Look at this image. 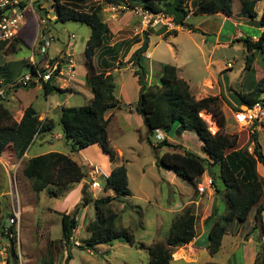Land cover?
<instances>
[{
	"label": "trees",
	"instance_id": "16d2710c",
	"mask_svg": "<svg viewBox=\"0 0 264 264\" xmlns=\"http://www.w3.org/2000/svg\"><path fill=\"white\" fill-rule=\"evenodd\" d=\"M85 2L86 0H71ZM105 3H123L131 5L140 4L153 11H164L171 15L175 23L187 29H192L187 24V16L190 13L189 0H102ZM260 0H240L242 12L252 21L264 26V8L262 16L256 22L258 13L256 5ZM39 10L46 12L47 8H41V2H37ZM195 13L214 15L219 12L227 16L233 15L232 0H194ZM56 16L63 22L68 20L86 23L91 26L92 32L86 43L85 57L87 66L88 85L93 97L89 104L80 107L62 106L59 123L62 125L66 138L71 142L72 151H80L90 145L100 144L103 150L109 154L110 160H116V153L110 145L108 125L110 119L106 118V112L110 109L130 105L121 104L116 95V82L112 74L98 72L95 68L93 57L96 50L103 45L108 38L110 28L101 16L100 7L92 12H85L70 8L63 0L54 3ZM164 31V30H162ZM195 32L199 30L195 29ZM201 32V31H200ZM161 33V32H160ZM177 30L167 31L165 35H177ZM244 35L237 41H242L249 54L246 56V64L253 62V55L263 50L264 31L259 39L254 41L251 36ZM18 41V38H16ZM12 45L0 40V51ZM147 50V49H146ZM135 54L128 60L136 67L135 74L139 77L143 90L135 110L141 114L149 129L150 135L156 128L169 132L174 124H178V134L184 131L197 133L204 141L203 151L208 158L184 149L181 144H172L165 137L158 143V147L170 146L174 151H166L160 158V163L176 173L178 177L186 179L199 191L197 185L199 179L208 168L213 171L212 181L217 193H223L226 201V213L221 215L216 209L207 219L210 224L208 237V249L211 255H215L222 246L223 237L228 227L234 221L245 222L255 208L256 227L262 225V212L264 211V177L257 171V161L264 164V153L257 143L254 155L246 149L239 147V135L226 132L227 117L223 111V96L209 95L197 99L191 91L188 82L178 75V67L165 64L160 76V84H149L146 79V69L141 62L142 53ZM35 85L23 88L34 87ZM251 95L237 94L242 105L252 106L256 102L264 104V77L255 82ZM45 95L53 91H61L54 80L44 84ZM263 97V98H262ZM8 96L0 99V157L7 147H11L17 158H22L35 138L40 133L50 132L55 127L52 119L41 120L38 112L31 105L24 110L20 121L14 117V113L7 105ZM211 113L214 121L219 126L216 133H211L207 122L200 113ZM258 134L253 133V139L258 140ZM150 141V138H148ZM24 176L30 181L36 193L48 192L51 197H58L70 190V187L80 183L86 177L84 165L80 164L71 155L61 152H48L31 157L23 167ZM221 182L222 189L218 187ZM87 187L82 190L84 206L91 201L94 203L96 219L87 227L89 237L86 241L87 249H95L99 245L112 244L119 239L130 244H136L133 231L128 227L118 226L117 213L112 209V202L118 197L131 195L127 168L124 164L112 169L109 174L104 191H112L114 195L92 199L87 195ZM198 189V190H197ZM63 240L70 246L71 236L78 226L76 211L62 214ZM3 233V230H2ZM4 235V234H3ZM5 236V235H4ZM196 236L195 205L187 206L178 213L170 227L169 232L162 241H153L151 244L139 243L141 248L149 253V264H172L173 252L177 247L189 244ZM6 237V236H5ZM11 241L10 254L17 262L16 241ZM78 247L85 248L82 245ZM264 254V252H263ZM50 258L43 264H54ZM69 260L71 252L68 253ZM255 264H264V257Z\"/></svg>",
	"mask_w": 264,
	"mask_h": 264
},
{
	"label": "rangeland",
	"instance_id": "374dc122",
	"mask_svg": "<svg viewBox=\"0 0 264 264\" xmlns=\"http://www.w3.org/2000/svg\"><path fill=\"white\" fill-rule=\"evenodd\" d=\"M39 1L51 8L47 27L49 33L53 34L56 40L50 46L49 51H56L57 48L62 47L63 44L68 43L69 40L72 44L74 43L75 51L73 57L75 60L76 77L86 84L88 79L86 75L87 66L84 61V52L86 41L92 32L91 26L73 20L63 22L54 19L56 12H53L51 0ZM63 2L70 8L85 12H92L97 7H100L101 12L102 10L104 12L108 10V3L102 0H86L85 2L63 0ZM235 6L236 5H234V7ZM35 7L38 14L41 15L42 12L39 10L38 4H36ZM239 8L240 4L235 7L236 10ZM104 12H102V17H104ZM125 13L132 12L129 11ZM201 20V15L193 17V22L195 23ZM226 27L219 41L226 42L231 40L232 43L231 45L216 48V50L213 51L214 56L212 53V45L216 42L215 33L208 34L207 32L203 34L200 31L192 35L180 33L174 38H158L154 35L153 39L160 41L157 54L162 58L166 57L168 59L172 57V52L176 53L178 49L181 50L183 56H187L191 51L195 52V61L193 59V63L185 69L186 71H184V74L187 75L188 72L190 75H193L191 89L197 99H199L201 95H205V93L209 94L211 90H223V88H212L211 83L207 85L203 83V78L210 73L207 67V63L210 59L217 60L220 58L224 62H232L234 65L233 72H225V74H227L226 82L230 85L233 83L230 88H228L231 94L237 96L238 92H241L246 95H251L252 90L255 91V88H253L255 76L260 73V71L256 73L255 70L251 69L253 66L251 63L249 66L246 64V56L249 53L244 43L237 41L238 38L235 37V34H239V30L243 32L242 35H249L252 37L254 35L253 33H255L252 30L255 28L250 26L236 27L232 24ZM35 35V18L27 14L22 26H20L18 41L15 39L12 45L0 51V81L4 84L13 82V80L20 75L28 72L29 68L27 64L29 63L30 57L34 55ZM203 38H207V43H203ZM35 51L36 57H40L37 55V50ZM193 56L194 54H192L191 58ZM253 56V59L256 58V56H260L258 61L259 63H263L261 58L263 57L262 53L256 52ZM242 66H245V70L241 73ZM239 69L241 71L237 73ZM240 75L243 77L240 78ZM154 76H156V74ZM155 82L160 84V80L157 77H155ZM239 82H241V85ZM22 88L23 87H18L9 92L7 105L10 109H15V106L19 103L18 99H20L24 105H27L32 98H34L33 106L35 109L39 111L43 108L47 109V101L43 95L42 87L34 86L27 90H23ZM82 88L89 87L83 85ZM15 91L17 92L15 93ZM221 94L223 95V93ZM85 96L83 93L80 95L77 94V99L72 100L70 105H85L87 103V97ZM223 100V103L229 102L228 98L226 100L224 97ZM231 106L232 109H228L226 115V132H228V128H230L235 134H238L240 145L246 142L248 131L251 132V130H254L253 128L255 125L248 129L247 126H241L236 123L233 112L239 110L242 106H236L232 103ZM123 111L124 115H121L122 113H117L112 120L108 127V136L110 135V139H113L112 141L110 140V145L116 153V163L120 165L124 164L127 168L129 187L132 194L126 197L124 201H118V198H116L113 200L111 206L117 213V225L130 228L133 231L136 244L133 245L117 239L113 241L112 244H103L93 250L91 249V251L88 250L85 246V240L89 237L87 227L96 219V211L93 201L87 206H84V201L80 198L72 206L70 211L64 213L76 211L78 226L73 235L75 240L79 241L85 248L78 247L73 241H71L70 246H68L62 236L63 229L61 217L63 213L61 211L54 213L53 210L50 209L56 205V201L58 200L56 198L62 199L65 194H61V196L58 197H51L47 190L39 194L36 193L30 181L23 174V167L27 160L24 159L20 162L12 148L7 147L0 157L4 163H1L0 160V250L8 244V238L2 233L3 227L4 225H8V218L18 207L21 211V235L19 245L22 254V264H43L51 255L53 256L52 260L54 264H149L150 258L148 250L141 248L139 243L143 242L148 245L154 240L163 241L174 221V219L172 220L173 214L170 213V211L175 209L174 206L177 201H182L183 193H187L191 190L195 197V194L198 195V191L195 192V187H192L189 181L181 177L178 178L179 183L177 184L171 185L168 183V181H170V173L168 170L170 169H167L160 163V158L165 151L169 150L168 147L170 146L158 147L160 141L156 139L154 134L150 135L145 119L141 114L145 123L141 129L137 130V123L133 119V125L131 127H124L123 131H119L120 125L118 124L123 122L125 116H131L129 111ZM50 114L55 121L54 129L50 132L38 135L27 150L28 155L31 157L34 154L42 153L48 149H55L65 154H72L80 164L85 165L84 158L87 157V159H92L90 153L84 154L85 157L80 151H72L71 142L67 140L63 127L59 123L58 114L52 112H50ZM200 115L207 122L210 132L214 134V131L218 130L219 127L214 121L212 114L202 111ZM16 116L15 114V117ZM129 121L130 119L128 121L125 120V122ZM177 128L178 124L176 123L169 132L165 130H163V132L168 140L175 139L181 143L184 140L178 134ZM52 134L54 136H52ZM56 135L58 136L57 139L55 138ZM250 136H253L252 132ZM148 138H150V141ZM195 138V142H198V138ZM195 142L193 141V146H195ZM261 143L264 146L263 135L261 136ZM192 149L193 151L199 152L196 147ZM174 150L175 148H173V151ZM94 163L103 167L105 171H109V168L104 166L101 160H96ZM203 179L204 178L201 177L197 185L203 182ZM100 182L102 188L93 192L83 181L82 190L84 187H87V195L92 199L112 195L109 191H104V178H100ZM74 186L75 185L71 186L70 189L74 188ZM219 188H223L221 184H219ZM218 212L223 215L226 213V208L220 207ZM237 222L232 226L234 230L237 227L242 229L246 224ZM247 229L248 227L246 225L245 231H247ZM204 240L206 242L209 241V237L205 236ZM227 241L228 239L224 238V247L217 255L211 256L209 249L208 252L201 251L198 264L209 261V258L219 264H245L246 256L244 255H246V249L244 250V246L241 244V242L245 240L242 241V238L237 239V245H239L238 249L234 245H228ZM9 243L10 245L8 248L11 247V242ZM199 244L201 247L205 246L201 242H199ZM16 247L18 249L17 242ZM246 248L248 249V247ZM69 252H71L70 260L67 258ZM172 254H174V252ZM174 257L179 258V252L175 253ZM258 258L259 256H257L256 260H258ZM3 262L5 263L4 260ZM3 262L0 260V264H3ZM14 262L15 258L11 255V264Z\"/></svg>",
	"mask_w": 264,
	"mask_h": 264
},
{
	"label": "crops",
	"instance_id": "0c3cea01",
	"mask_svg": "<svg viewBox=\"0 0 264 264\" xmlns=\"http://www.w3.org/2000/svg\"><path fill=\"white\" fill-rule=\"evenodd\" d=\"M193 1L194 0L188 1L190 13L187 16V21H186L187 24L191 25L192 29L180 27L177 30L178 31L177 35H174V34L165 35L167 33V30H165V28H160V27L150 28L147 30L142 29V27L140 26V19L133 13H124V14H121L117 19L112 20V19H109L108 13L102 10V12H104L103 14L104 17L102 18L104 22L108 24L110 28V32H109L108 38L103 43V45L100 46L96 50L95 55L93 57V62L98 72H103L105 74H112L115 77V82L117 86L116 87L117 98L119 99L121 104H127L131 106V108L122 106L119 108L108 110L105 115L106 118L110 119V123L108 127L110 126L112 120L115 118L117 113H122L121 115H124L123 110L129 111L131 113V116H125V118L123 119V122L118 124L120 125L119 131H123L124 127H131L133 125V119L137 123V126H138L137 130L141 129L143 125L145 124L143 117L135 110V106L138 104L140 97H141V85L139 82V77L135 74L136 67L133 65V62H128V60L135 54L136 51H138L143 46L146 36L149 37V43H148L146 52L142 53L141 62L146 69V79L148 83L155 84L156 83L155 77H157L160 80V76L163 71V66L165 64H172L178 67L179 77L186 80L191 89L193 75H190L188 72H187V75H185L184 71H186L185 69L190 64L193 63V59L195 61V52L191 51V53H189L187 56L186 55L183 56L181 53V50L178 49L176 53L172 52L173 53L172 57L168 59L166 57L162 58L157 54V49L160 45V41H156L155 39H153L154 35H156L158 38H167V37L174 38L178 36V34L180 33H187V34L192 35L195 33L194 31L195 29L201 31L203 34H206L207 32L208 34L215 33L216 42L212 45V53L214 56L213 51H215L216 48L220 46L231 45L232 43L231 40H228L226 42L219 41L220 36L224 33V30H226L227 28L226 26H228L229 24H232L233 26H236V27L250 26V27L255 28L254 30H252L255 33H253L254 35L251 37L254 41L258 40L259 36L264 31V26H259L258 23L252 22L242 12L240 0H232V5H233V15L232 16H227L222 12H219L214 15L197 14L195 13V7L193 6ZM238 4H240L241 9L239 8L238 10H236L235 7ZM234 5L236 6L234 7ZM263 8H264V0L258 1L256 5V11L258 13L256 22L259 21L260 17L262 16ZM102 12H101V15H102ZM199 15L202 16V20L196 23L193 22V17L199 16ZM242 33L243 32L239 30V34L238 35L235 34V37L237 38L243 37L244 35H242ZM246 36H249V35H246ZM202 41L205 44L207 43L208 40L207 38L206 39L203 38ZM239 42H242V41H239ZM34 50H35V44H34ZM74 51H75L74 43L72 44L69 40L68 43L63 44V46L57 48L56 51H52V52L49 51L48 55L51 57H60L66 54L73 56ZM259 53L263 54V57H261L263 63H259L258 61V58L260 56H256V58H254L253 62L251 63L253 65V66L251 65L252 66L251 69L255 70L256 73L260 71V73H258L255 76V82L259 81L261 78L264 77V47H263V50L259 51ZM192 54H194V56L191 58ZM84 56H85V52H84ZM85 60H86V57L84 58V61ZM29 65H30V60H29V63L27 64L28 68H29ZM245 66H242V71L239 69L237 73H239L240 71L242 73L245 70ZM207 67L210 73L208 75L209 77L205 76L203 78V83L205 85L211 83L212 88H216V87L220 89L223 88V90L221 89L217 91L216 89L214 90L210 89L212 93L211 91H209V94L205 93V95L203 96L201 95L199 98H203L209 95H222L221 93H223L226 100L227 98L229 100L228 102L229 104L223 103L222 105L223 111L226 115H227V110L232 109L231 103L236 106L240 105L242 107H245L246 105H242L240 103L239 98L236 95L231 94L228 90V88H230V86L233 83L230 85L229 83L226 82L227 74H225V72L227 71L233 72L232 70L234 68V65L232 64V62L226 63L220 58H218L217 60L210 59V61L207 63ZM75 72H76V67H75ZM75 72H74V77L71 78L69 83L66 85L63 84L60 79H56V80L54 79L55 85H57L61 90H64L63 92L53 91L49 93L48 95H45L43 91V95L47 101L46 103L47 109L43 108L41 111L35 109L38 112L41 120H46V119L54 120L50 112L58 114L59 119H60L61 107L71 106L70 105L71 101L77 99L76 98L77 94L80 95L83 93V95L85 96V94L87 93L85 96L87 97V103L85 105L89 104V102L91 101L93 97L91 88L88 85V82H86L85 84L82 80L78 79L76 77ZM155 74L156 76H154ZM86 75H87V71H86ZM239 77L241 78L243 76L240 75ZM239 83L241 85V82ZM83 85H86L89 88H82ZM22 89L27 90L28 88H22ZM41 89L43 90V88ZM16 92L17 91H15V93ZM18 100H19L18 105L15 106L14 110L11 109V111L14 113V117H15V114L17 115L15 119L17 121H20L24 114V110L28 106H31V105L33 106L34 98H32V100L27 105H24L20 99ZM71 107H80V106L72 105ZM234 113L235 111L233 112V115ZM129 119H130L129 122H125V120L128 121ZM253 125H255L253 128L254 130H251V132L252 133L256 132L258 134L257 136L258 140L255 141L252 138L253 136L252 137L250 136L251 132L248 131V137L246 138V142L238 145L239 147H237L236 149H243V150L246 149L250 154L254 155V150H255L256 144L258 143L264 153V146L261 143V136L263 135L264 137V121L258 122L257 124H253ZM218 130H215L214 133H216ZM228 133L235 134L230 128H228ZM179 135L184 140L181 143L175 139L168 140L172 144H181L183 146V149L182 148L177 149V151L183 152V150L186 149V150L195 152L202 157L208 158V155L204 153L203 151L204 141L200 139L197 133L193 131H184L183 133ZM52 136L54 135L52 134ZM195 137L198 138V142H195V139H196ZM55 138L57 139L58 136L56 135ZM109 140L111 141L113 140V139H110V135H109ZM193 141L195 142V146L192 145ZM195 147L198 148L199 152L193 151L192 148H195ZM168 148L169 150L167 151H173V148L171 147H168ZM52 151L61 152L55 149H48L46 151H43L42 153L34 154L31 157L44 154V153H48V152H52ZM80 153L83 155L86 153L87 154L90 153L93 160L92 159H89V160L92 161L93 163L96 160H101L102 164L109 168V171H106L108 174L111 173L113 168L120 166L119 163H116L117 162L116 160L114 162L110 160L109 155L103 150L101 145L98 143L90 145L80 150ZM66 154L71 155L75 160H77L72 154L70 153H66ZM31 157L26 152V154L22 158H20L19 161L21 162L24 159L28 160ZM1 163H3L2 160H1ZM256 167H257V171L259 175L264 177V164L257 161ZM168 172L170 173L169 174L170 181H168V183L171 185L179 183V180H178L179 177L176 175V173L172 170L171 171L168 170ZM202 177L204 179H203V182L199 183L198 195L195 194V197H194L191 190L187 193H183V194L181 193L183 196L182 201H177V203L174 206L175 209L170 211V213L173 214L172 216V220H173L178 213L182 212L185 209L186 206L190 204H194L196 222H197L196 236L189 244H186L182 247L175 248L172 264H198L201 251L208 252L209 241L206 242L204 240V237L208 236L210 224L206 223V219L216 209H218L219 211L220 207L227 208L226 201L223 198V193H217L214 183L210 186L207 184V179L213 178L212 169L208 168ZM128 179H129V175H128ZM217 184L219 187V184H221V182H218ZM82 187H83V181L81 183L75 184L74 188L67 191L62 199L56 198L58 199L56 201V205L50 209L53 210L54 213L58 211H61L62 213L70 211L72 206L78 201V199L82 198ZM200 188H204V191H200ZM109 193L110 194L112 193V195H114L112 191L111 192L109 191ZM131 194H132V191H131ZM129 196H126V197H129ZM126 197H118V201H121V200L124 201ZM236 222L237 221H234L228 227V231L223 237L221 249L215 255L220 253V251L223 249L224 238L228 239L227 241L228 245L230 246L234 245L237 249L239 248V245H237L238 244L237 239L242 238V241L245 240L244 242H241V244H243L244 246L243 249L244 250L246 249L245 251L246 255H244L246 256L245 264H254L257 256H259V253L261 255L260 259L264 257V254H263L264 252V211L262 212V225L260 227H256V228L254 227L256 225L255 208L252 209L249 215V218L245 222L242 223V224L246 223L245 226L247 225L248 227L247 231H245V226L242 229L237 227L234 230L232 226L236 224ZM199 242H201L205 246L201 247ZM99 246H102V245H99ZM246 247H248V249ZM179 251H183L184 255H182L179 258L174 257L175 253ZM211 256H214V255H211ZM203 264H219V263L209 258V261H205Z\"/></svg>",
	"mask_w": 264,
	"mask_h": 264
},
{
	"label": "built area",
	"instance_id": "2783aa9c",
	"mask_svg": "<svg viewBox=\"0 0 264 264\" xmlns=\"http://www.w3.org/2000/svg\"><path fill=\"white\" fill-rule=\"evenodd\" d=\"M37 2L41 1L0 0V40L6 41L8 44L13 42L19 37L20 26H22L27 14L32 15L36 21V35L34 39L35 50H37V55L40 56L37 58L35 55L36 51L34 50V55L30 59L28 72L20 75L13 80V82L8 84H4L0 81V99H5L11 90L18 87L35 85L43 88L45 83L54 79H60L62 83L66 85L71 78L74 77L75 60L72 55L66 54L60 57H51L48 55L50 46L56 40L55 36L49 33L47 27L51 8H47L48 6L41 2L40 9L47 8V11L43 12L40 10L42 14L39 15L35 7ZM55 2L56 0H51L53 12H56L54 7ZM107 6L109 19H117L121 14L130 11L140 19V26L145 30L160 27L165 28L167 31H171L178 30L182 27L177 25L173 17L168 13L164 11H153L140 4L131 5L130 3L123 2L108 3ZM54 19H57L56 15ZM234 119L239 125L250 128L253 124L264 121V104L258 101L252 106L246 105L235 111ZM154 135L159 141L165 138V134L161 128H156ZM84 161L86 177L83 181L91 191L95 192V190L102 188L100 178H104L106 184L109 174L103 167L96 165L89 159L84 158ZM207 184L209 186L213 184L212 178L207 180ZM200 191H204V188H200ZM8 222V225H4L3 227V234L8 238V244L0 250V260L2 262L3 260L5 261L3 264H11L10 247L8 248V246L10 245V240L14 239L18 243V249L16 247L17 262L13 264H22V254L19 245L21 235V211L18 207L8 218ZM71 241L76 245L80 244L79 241L75 240L74 235L71 236Z\"/></svg>",
	"mask_w": 264,
	"mask_h": 264
},
{
	"label": "water",
	"instance_id": "95a60500",
	"mask_svg": "<svg viewBox=\"0 0 264 264\" xmlns=\"http://www.w3.org/2000/svg\"><path fill=\"white\" fill-rule=\"evenodd\" d=\"M148 43H149V37L146 36V37H145V42H144L143 46H142L138 51H139V52H142V51L146 50V49H147V46H148ZM142 92H143V90L141 89V94H142ZM79 206H80V205H79ZM79 206H78V207H79Z\"/></svg>",
	"mask_w": 264,
	"mask_h": 264
},
{
	"label": "bare ground",
	"instance_id": "6f19581e",
	"mask_svg": "<svg viewBox=\"0 0 264 264\" xmlns=\"http://www.w3.org/2000/svg\"><path fill=\"white\" fill-rule=\"evenodd\" d=\"M179 254H180V257H181L182 255H184V252L183 251H179Z\"/></svg>",
	"mask_w": 264,
	"mask_h": 264
},
{
	"label": "clouds",
	"instance_id": "9594fccd",
	"mask_svg": "<svg viewBox=\"0 0 264 264\" xmlns=\"http://www.w3.org/2000/svg\"><path fill=\"white\" fill-rule=\"evenodd\" d=\"M30 66V65H29ZM86 171V170H85ZM74 233V232H73ZM76 245V244H75ZM79 245H81V243L79 244ZM79 245H77V246H79ZM12 246V245H11ZM88 250H90V249H88ZM91 251V250H90ZM15 263V262H14Z\"/></svg>",
	"mask_w": 264,
	"mask_h": 264
}]
</instances>
